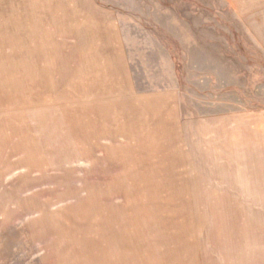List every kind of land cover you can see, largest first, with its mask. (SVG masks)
Returning <instances> with one entry per match:
<instances>
[{"label": "rangeland", "instance_id": "obj_1", "mask_svg": "<svg viewBox=\"0 0 264 264\" xmlns=\"http://www.w3.org/2000/svg\"><path fill=\"white\" fill-rule=\"evenodd\" d=\"M0 264H264V0H0Z\"/></svg>", "mask_w": 264, "mask_h": 264}, {"label": "crops", "instance_id": "obj_2", "mask_svg": "<svg viewBox=\"0 0 264 264\" xmlns=\"http://www.w3.org/2000/svg\"><path fill=\"white\" fill-rule=\"evenodd\" d=\"M114 90L130 87L125 59L121 53L118 38L114 42ZM121 72V74H120Z\"/></svg>", "mask_w": 264, "mask_h": 264}]
</instances>
